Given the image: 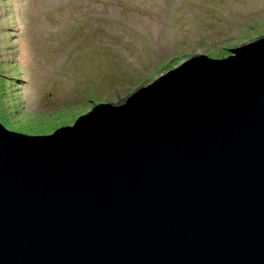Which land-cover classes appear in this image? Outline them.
I'll return each mask as SVG.
<instances>
[{"label":"water","instance_id":"water-1","mask_svg":"<svg viewBox=\"0 0 264 264\" xmlns=\"http://www.w3.org/2000/svg\"><path fill=\"white\" fill-rule=\"evenodd\" d=\"M30 136L0 121V264H264V34Z\"/></svg>","mask_w":264,"mask_h":264},{"label":"rangeland","instance_id":"rangeland-1","mask_svg":"<svg viewBox=\"0 0 264 264\" xmlns=\"http://www.w3.org/2000/svg\"><path fill=\"white\" fill-rule=\"evenodd\" d=\"M264 34V0H0V121L30 136Z\"/></svg>","mask_w":264,"mask_h":264},{"label":"trees","instance_id":"trees-1","mask_svg":"<svg viewBox=\"0 0 264 264\" xmlns=\"http://www.w3.org/2000/svg\"><path fill=\"white\" fill-rule=\"evenodd\" d=\"M209 56V55H208ZM210 57V56H209ZM212 58V57H211ZM224 58V57H223ZM213 59H216V58H213ZM2 123V122H1ZM5 127V126H4ZM13 131V130H12Z\"/></svg>","mask_w":264,"mask_h":264},{"label":"flooded vegetation","instance_id":"flooded-vegetation-1","mask_svg":"<svg viewBox=\"0 0 264 264\" xmlns=\"http://www.w3.org/2000/svg\"><path fill=\"white\" fill-rule=\"evenodd\" d=\"M229 55H231V54H229ZM227 57H229V56H227Z\"/></svg>","mask_w":264,"mask_h":264}]
</instances>
